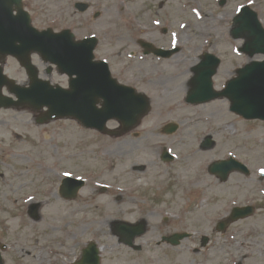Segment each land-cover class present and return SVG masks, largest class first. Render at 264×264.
I'll use <instances>...</instances> for the list:
<instances>
[{
	"label": "rangeland",
	"instance_id": "rangeland-1",
	"mask_svg": "<svg viewBox=\"0 0 264 264\" xmlns=\"http://www.w3.org/2000/svg\"><path fill=\"white\" fill-rule=\"evenodd\" d=\"M32 1L40 12L57 18L43 28L71 29L77 40L95 36L96 58L109 63L120 83L146 94L152 110L137 129L118 139L73 121L38 126L40 114L29 109L1 111L0 243L8 245L5 264H73L90 240L105 249V264H264V122L235 115L227 99L184 112L190 106L185 101L188 90L182 86L192 79L190 67L212 53L222 59L214 87L224 89L236 70L249 62L239 53L244 41L230 35L237 8L250 5L264 26V0H227L224 6L223 0ZM77 2L91 5L90 11L78 13ZM97 12L101 16L94 19ZM164 28L167 34H162ZM172 40L181 52L170 60L146 56L140 45L169 49ZM34 62L43 79L68 87L67 77L56 70L47 76L48 66L38 58ZM5 72L19 83L27 82L25 71L12 58ZM182 73L187 74L180 77ZM220 73L225 75L221 80ZM215 103L224 107L210 109ZM153 118L162 128L178 124L179 131L150 134L146 127ZM206 138L213 141L208 149L202 148ZM159 146L176 160L164 162ZM229 158L245 164L251 174L234 173L219 183L225 185L217 186L208 166ZM180 172L185 173L183 180ZM66 175L87 179L74 200L59 194ZM100 186L108 190L101 192ZM32 201L41 205L38 221L28 214ZM54 204L58 216L52 220ZM248 205L256 208L255 215L233 224L225 235L216 231L217 222L232 208ZM141 220L148 227L135 240L140 251L112 235L116 229L122 234L119 224ZM182 232L192 236L180 246L160 245L163 237ZM203 237L210 240L206 248H201ZM182 257L187 259L177 260Z\"/></svg>",
	"mask_w": 264,
	"mask_h": 264
},
{
	"label": "water",
	"instance_id": "water-1",
	"mask_svg": "<svg viewBox=\"0 0 264 264\" xmlns=\"http://www.w3.org/2000/svg\"><path fill=\"white\" fill-rule=\"evenodd\" d=\"M5 4L0 0V55L15 56L25 66L34 79L31 90H23L9 81L0 68V107L18 106L24 103L31 104L40 109L44 106L50 108L52 118L74 116L87 127L105 131L106 123L111 119H119L124 131L134 128L138 122L150 111V102L144 95H136L130 88L118 86L111 79L108 67L104 63H93L92 52L97 44L95 39L86 40L75 44L70 32L54 36L52 33H38L30 27L29 19L21 12L19 19L13 18L10 12L5 11ZM81 10L85 8L80 6ZM237 29L233 32L236 38L245 37L248 42L244 51L253 57L257 53H264V30L257 19V15L245 9L243 15L237 20ZM149 46V45H148ZM39 52L46 61H51L59 66L63 73L71 77V92H65L58 88L54 90L49 84H43L35 79V69L31 65L29 55ZM159 56H167L160 51H155ZM205 62L197 68V76L194 80V90L188 101L191 103L208 102L220 97H228L232 102V111L247 119L264 120V62L253 64L241 71L240 77L232 81L222 93L213 90L212 78L216 74L220 61L212 56L206 57ZM78 76L76 80L74 76ZM3 86H8L11 93L19 98V103L1 95ZM105 100L103 108H96L97 99ZM175 129H171L173 132ZM211 140L208 139L204 146L209 148ZM171 158H165L170 160ZM233 171L249 174L248 169L233 160L216 163L211 167V172L227 180ZM72 180H68L70 183ZM74 184H65L62 193L67 197L77 196V190L82 183L72 181ZM75 185V186H74ZM253 213L251 208L235 209L230 221H236ZM127 233V243L132 244L135 236L144 233L139 227L136 231L129 228H121ZM187 237L174 236L170 241L174 245L179 240ZM85 262L99 263L98 251L91 246L85 255Z\"/></svg>",
	"mask_w": 264,
	"mask_h": 264
},
{
	"label": "bare ground",
	"instance_id": "bare-ground-1",
	"mask_svg": "<svg viewBox=\"0 0 264 264\" xmlns=\"http://www.w3.org/2000/svg\"><path fill=\"white\" fill-rule=\"evenodd\" d=\"M167 44V43H166ZM179 46V45H178ZM177 46V47H178ZM187 73H182L181 75H180V77H182V76H185ZM221 74V73H220ZM225 77V75L224 74H221L220 75V80L221 79H223ZM219 78V77H218ZM190 81V80H189ZM189 81L187 80V81H185V82H183V84H182V86L184 87V89H186V90H188V88H189ZM174 108L175 107H177L176 105H174L173 106ZM222 107H224L223 105H222V103H215L214 105H211L209 108L210 109H216V108H222ZM173 108V109H174ZM190 108H193L192 106H190L189 108H181V110L183 109V111L184 112H189V110H191ZM205 108L204 107H202V108H198L197 110H196V112L197 113H200V112H202L203 110H204ZM166 118V117H165ZM150 123L148 124L149 126L148 127H146V129L148 130V132L150 133V134H156V135H158L159 133L161 134V132H163V130L165 129V128H162L161 127V125H160V121L159 120H157V119H155V118H153V119H151V121H149ZM162 128V129H161ZM233 128L235 129V126H233ZM164 151H165V148H162L161 146H159L158 147V152L159 153H164ZM197 159H199V160H204V159H201V158H197ZM180 174H181V177H182V180H183V176H184V172H180ZM161 180H162V178H160V180H158V181H156V183H160L161 182ZM205 181H207V179L205 180ZM216 183L217 184H219V181H216ZM144 184H138V187H142ZM56 209H58V204H54L53 206H52V213H53V215L51 214V219L52 220H55L56 219V217L58 216V214H57V211H55ZM112 235H114V234H112ZM53 236H54V234H53ZM66 236L67 237H70L71 236V232L69 231V232H67L66 233ZM187 258L186 257H182V258H178L177 260H181V261H184V260H186Z\"/></svg>",
	"mask_w": 264,
	"mask_h": 264
},
{
	"label": "flooded vegetation",
	"instance_id": "flooded-vegetation-1",
	"mask_svg": "<svg viewBox=\"0 0 264 264\" xmlns=\"http://www.w3.org/2000/svg\"><path fill=\"white\" fill-rule=\"evenodd\" d=\"M218 186H221V184H218Z\"/></svg>",
	"mask_w": 264,
	"mask_h": 264
}]
</instances>
